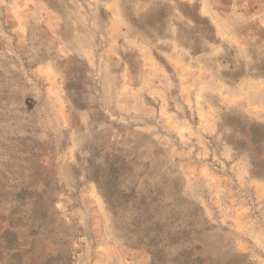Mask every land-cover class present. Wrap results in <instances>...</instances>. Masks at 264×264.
Wrapping results in <instances>:
<instances>
[{
	"label": "rangeland",
	"instance_id": "rangeland-1",
	"mask_svg": "<svg viewBox=\"0 0 264 264\" xmlns=\"http://www.w3.org/2000/svg\"><path fill=\"white\" fill-rule=\"evenodd\" d=\"M0 264H264V0H0Z\"/></svg>",
	"mask_w": 264,
	"mask_h": 264
},
{
	"label": "crops",
	"instance_id": "crops-1",
	"mask_svg": "<svg viewBox=\"0 0 264 264\" xmlns=\"http://www.w3.org/2000/svg\"><path fill=\"white\" fill-rule=\"evenodd\" d=\"M261 182V181H260Z\"/></svg>",
	"mask_w": 264,
	"mask_h": 264
}]
</instances>
